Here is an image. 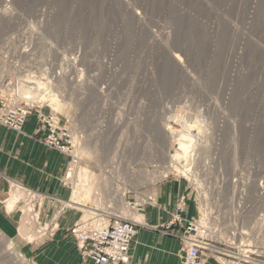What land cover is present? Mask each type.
I'll list each match as a JSON object with an SVG mask.
<instances>
[{"label":"rangeland","instance_id":"rangeland-1","mask_svg":"<svg viewBox=\"0 0 264 264\" xmlns=\"http://www.w3.org/2000/svg\"><path fill=\"white\" fill-rule=\"evenodd\" d=\"M7 1L0 0V85L18 79L23 92L47 97L30 116L56 114L88 136L90 152L78 165L92 173L96 210L126 218L124 192L141 215L130 206L138 194L156 198L158 185L183 182L192 217L199 196L210 223L223 228L201 264H264V0ZM176 59L194 81L178 73ZM179 133L192 137L186 174L178 171L186 162L169 163ZM18 196L19 243L0 232L17 257L0 250V264H43L36 254L45 245L34 241L57 230L43 221L37 197L11 199Z\"/></svg>","mask_w":264,"mask_h":264},{"label":"crops","instance_id":"crops-1","mask_svg":"<svg viewBox=\"0 0 264 264\" xmlns=\"http://www.w3.org/2000/svg\"><path fill=\"white\" fill-rule=\"evenodd\" d=\"M45 134L34 116L27 118L22 134L0 126V232L11 244L19 243L14 205L20 196L14 201L11 198L20 193L24 197L35 196V203L42 202L39 211L43 221L57 230L55 236L46 241H34L45 245L37 257L42 258L43 264H92L80 256L69 234L81 215L63 206H69L71 199L69 189L62 183L69 158L42 145ZM185 193L183 182H166L155 188L157 205L146 206L141 212L143 224L137 227L131 264H182L183 246L176 237L180 231L166 229V226ZM183 215L186 218L194 215L191 203L186 202Z\"/></svg>","mask_w":264,"mask_h":264},{"label":"built area","instance_id":"built-area-1","mask_svg":"<svg viewBox=\"0 0 264 264\" xmlns=\"http://www.w3.org/2000/svg\"><path fill=\"white\" fill-rule=\"evenodd\" d=\"M0 86L8 89V92H2L0 89V126L16 134H22V127L32 114L35 102H39L40 97L38 101H35L36 99H28L24 96L17 79L6 85L2 82ZM36 105V109L40 110L41 105ZM34 113H36L37 123L46 132L41 139L42 145L69 158L62 183L72 195L73 186L68 173L70 165L76 164L79 160L75 153L76 149L83 144L84 137L77 136L68 120L56 114L45 116L41 112ZM163 178H167V175L164 174ZM193 202L195 217L186 218L183 215L186 208V198L183 196L175 205L166 226V229L177 228L180 231L176 237L183 246V264H201V252H214L216 247L213 245V238L220 235L223 230L220 223H210L211 219L215 220V217H212L205 200L198 196ZM156 205L154 194L149 193L138 194L135 202L130 203L136 212H141L146 206ZM107 209H110V205ZM89 216L85 220H79L69 231L80 256L90 260L92 264H131V250L140 224L131 218L102 210H97L96 215Z\"/></svg>","mask_w":264,"mask_h":264},{"label":"bare ground","instance_id":"bare-ground-1","mask_svg":"<svg viewBox=\"0 0 264 264\" xmlns=\"http://www.w3.org/2000/svg\"><path fill=\"white\" fill-rule=\"evenodd\" d=\"M5 2H6V0H4ZM14 1V0H13ZM16 2H18V3H21L22 2V0H15ZM41 21V20H40ZM99 27V26H98ZM101 29V28H100ZM92 32V31H91ZM99 32V31H98ZM97 32V33H98ZM101 33V32H100ZM94 34V33H93ZM87 35H89L88 33H87ZM90 35H91V33H90ZM95 36H96V34H94ZM98 35V34H97ZM93 36V35H92ZM94 36V37H95ZM103 36V35H102ZM98 37V36H97ZM99 39H101L100 38V36L98 37ZM97 39V38H96ZM94 40V39H93ZM95 41V40H94ZM165 44V43H164ZM97 47V46H96ZM168 57H171V55L170 56H168ZM167 57V58H168ZM169 59V58H168ZM84 60V59H83ZM85 63H86V60L84 61ZM83 62V63H84ZM90 61H88V63H89ZM176 66H177V71H178V73H180V75H182V76H184V78H186L188 81H194L193 80V78H192V76H190L189 74H188V72L186 71V70H184V67L183 66H181V63L176 59ZM196 62V61H195ZM90 64V63H89ZM95 66V65H94ZM198 73V72H197ZM43 76V75H42ZM55 78V77H54ZM16 79V78H15ZM15 79H14V81H15ZM18 80V79H17ZM21 79H20V83H21ZM164 81V80H163ZM23 82V81H22ZM26 82V81H25ZM29 83V82H28ZM28 83H26L27 85H28ZM194 83V82H193ZM1 84H2V81H1ZM23 84H25V83H23ZM33 84V83H32ZM31 84V85H32ZM25 86V85H24ZM29 86V85H28ZM27 86V87H28ZM83 86V87H82ZM87 85H86V83L83 81V83H81V90H85V87H86ZM42 87V86H41ZM89 87V86H88ZM34 88V87H33ZM37 88V87H36ZM6 89V88H5ZM30 89H32V88H30ZM35 89V88H34ZM91 89H92V87H91ZM94 89V88H93ZM92 89V90H93ZM49 90V89H48ZM47 90V91H48ZM86 91V90H85ZM50 92V91H49ZM52 92V91H51ZM50 92V93H51ZM86 92H88V90L86 91ZM93 92H94V90H93ZM83 93V96H85V93H84V91L82 92ZM90 93V92H89ZM99 92H97V93H95V95L96 94H98ZM101 93V92H100ZM44 94H47V93H44ZM52 95L54 94V93H51ZM23 95L24 96H26L28 99H36V98H34L31 94H30V92L29 91H24L23 92ZM41 96V95H40ZM86 96H87V94H86ZM85 96V97H86ZM88 96H90V94L88 95ZM93 96V95H92ZM97 96V95H96ZM49 97L50 96H48V99H49ZM85 97H82L83 99H81L82 101H81V104H82V110H83V114H82V121H81V123H82V125L83 126H87V123H88V121H87V112H86V110H88V109H86V103L84 104L83 103V100H84V98ZM45 98H46V100H47V97H45V96H42V97H40L39 98V100L40 101H44L45 100ZM94 98V97H93ZM50 99H51V101L50 102H52V105L54 106V107H56V108H58V107H60V105H59V98L57 99L56 97H55V95L54 96H51L50 97ZM46 100H45V102H46ZM36 101H37V99H36ZM87 101V100H86ZM85 101V102H86ZM49 102V101H48ZM41 103V102H40ZM44 103V102H43ZM47 103V102H46ZM45 103V104H46ZM39 104V103H38ZM45 104H43V105H45ZM209 105V104H208ZM177 118H179L180 119V117H178V116H176ZM96 119V118H95ZM181 120V119H180ZM234 128V127H233ZM86 132V131H85ZM159 133V132H158ZM84 134V133H83ZM87 134V133H86ZM178 134V133H177ZM180 134V133H179ZM86 136V135H85ZM80 137V136H79ZM86 137H88V136H86ZM86 137H84V140H83V144H81L80 145V147H78L77 149H76V156H77V159H79L78 161H77V163L76 164H74V166L72 167V168H70V171H69V173H68V178H70L71 179V181L72 182H74V185L72 184V186H74L73 188V191H72V195H71V199H70V203H68L70 206H72V207H74V208H79L80 210H82V212H84L85 214H86V216H89V215H96L97 214V210H96V207H95V201H94V199L93 198H95V197H93V196H95V195H93V193H94V189H95V185H93V190H92V187H91V185H90V183H91V176H92V173L87 169V168H85V167H82V166H80V165H78V162L81 160V157L83 156V157H85L84 155L85 154H89V152H90V149H89V146H91L90 145V143L88 142V139H86ZM160 137V136H159ZM176 142V143H175ZM191 142H192V137L189 135V134H187V133H181L180 135H177V138L175 139V141L173 142L174 143V146L177 148V150L179 151V153H175L174 155H172V156H170V167H172V168H175V169H177L175 166H174V164L175 163H173V161H177V162H186L184 165H182L181 166V168L182 169H180V170H178V171H181L182 170V173L183 174H186L187 172H189L190 171V165H188L187 163V161H188V158H189V156L191 155V151H190V146H191ZM173 146V145H172ZM90 157V156H89ZM87 158V157H86ZM191 164V163H190ZM193 167V166H192ZM161 176V175H160ZM96 177H98V176H96ZM105 179V178H104ZM74 180V181H73ZM102 180V179H101ZM96 180H94V182H95ZM98 181V180H97ZM104 181V180H103ZM131 181V180H130ZM93 182V181H92ZM99 184V183H98ZM242 184V183H241ZM99 185H97L96 187H98ZM96 190H98V188H96ZM98 192V191H97ZM121 193V192H120ZM84 196V197H86L87 198V200L90 202V203H92V204H90L91 205V207H83V205H80V203H79V201H80V196ZM124 196H125V193L124 192H122L121 194H119V202L120 203H118V204H122V206L121 207H124L125 208V213H124V215H126V218L127 217H131L132 218V220H134L135 222H137V223H139V224H143V219H142V216L141 215H138V214H133L131 211H130V209L127 207V205H125V202H124ZM97 199V198H96ZM99 199V198H98ZM115 199V197L112 199V200H114ZM205 200V199H204ZM113 202H115V201H113ZM79 206H81V207H79ZM99 206V205H98ZM115 206V205H114ZM92 210H94V211H96V212H93ZM131 215V216H130ZM22 234V233H21ZM24 236V235H23ZM27 238V237H26ZM0 250L1 251H3V254L5 255V257L6 258H9V259H13L14 257H17L16 255V253H13L12 252V247L10 246V243H9V241H7L5 238H3L1 235H0ZM19 258V257H18Z\"/></svg>","mask_w":264,"mask_h":264}]
</instances>
